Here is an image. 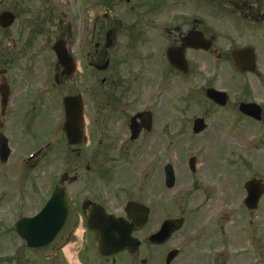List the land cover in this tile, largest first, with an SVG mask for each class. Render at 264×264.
Wrapping results in <instances>:
<instances>
[{"label":"flooded vegetation","instance_id":"1","mask_svg":"<svg viewBox=\"0 0 264 264\" xmlns=\"http://www.w3.org/2000/svg\"><path fill=\"white\" fill-rule=\"evenodd\" d=\"M4 12L12 18L7 26L0 23V136L6 138L9 148L4 165L25 167L24 174L31 176L33 172L45 186L43 192H16L17 207L27 209L17 219L36 214L61 179L76 218L59 248L46 256L29 251L31 259L42 264H252V259L242 258L231 262L234 253L228 254V249L233 237V252L241 251L246 244L256 249L258 232L252 222L243 219L264 212V166L254 161L251 152L256 143L264 144V138L257 142L250 138L248 148L244 141L252 126H262L260 132L264 134L262 41L252 39L257 51L254 71L240 73L229 67L231 63L220 52L221 42L199 29L201 22L190 19V15L186 19L184 15H150L158 18L157 23L145 16L134 20L132 27L139 26L137 38L144 54L179 46L190 28L201 30L212 40L208 51L184 50L183 72L169 67L175 72V90L179 89L180 78L187 79L191 91L190 149L198 148L203 156L190 151L194 166L187 178L176 179L167 189L163 188L161 166L148 184H141L134 179L125 182L114 164L124 160L118 158L123 142L117 138V129L126 117L146 112L147 94L156 101L165 78L150 70L148 86L142 80L138 88L132 84L122 87L119 79H113L110 57L118 48L119 33L127 30V21L107 19L100 25L98 0H0V16ZM163 17L177 24H164L159 19ZM210 57L224 59L222 68L234 80L224 84L221 65L211 64ZM152 59L146 56V60ZM104 60L109 65L103 70ZM209 89L225 93V104L220 106L206 98ZM65 98L70 100L67 107L63 106ZM197 104L203 106V112L195 114L193 107ZM241 104L255 111L256 117L242 112ZM68 113L73 116L69 122ZM150 113V131L142 129L130 145L149 144L161 149V120L154 111ZM196 118H203L206 125L199 134L192 132ZM67 123L74 131L70 139ZM185 129L172 126L170 148L176 149L177 134ZM247 155L251 158H241ZM236 165L246 173L234 174ZM236 175L239 191L230 184ZM227 176L234 179L227 180ZM252 179L260 182L263 192L257 205L248 207L244 184ZM176 187L185 188L182 195H176ZM4 194L0 190V197ZM166 221L172 222L173 230L159 235Z\"/></svg>","mask_w":264,"mask_h":264},{"label":"rangeland","instance_id":"2","mask_svg":"<svg viewBox=\"0 0 264 264\" xmlns=\"http://www.w3.org/2000/svg\"><path fill=\"white\" fill-rule=\"evenodd\" d=\"M242 1L248 7H250V9L253 11V6L254 5L256 6V3L254 2L255 0H242ZM103 2L104 0H98V3H103ZM229 4H233V3H230V0H138L136 1V10L134 11V14L142 15V16L159 15V14L195 15L199 17L200 19H203L206 29H208L210 32L213 31L218 36H220V39L218 40V42H221L220 46L222 47L223 51L226 49V47L229 46V44L240 45L246 42H250L251 40L249 39V37L260 38L263 35L262 42L264 43V20L262 21L261 26L252 25L249 22H244L238 16L237 17L233 16V14H235V8H237V6L234 5V9H233V8L228 7ZM120 5H122V3ZM258 7L260 8V11H262L264 14V0H260ZM106 8L107 6L105 8L101 6L99 7L100 25H102L101 21L103 19V16L101 15L104 13V10H106ZM114 11L115 9L111 8L109 10V13L116 14V15L124 14V11L123 12H121L120 10L115 11V12ZM234 19H238V21H241L242 23L246 24V27L248 28V32L245 33L244 30H241L240 25L236 24L234 22ZM120 38H121L120 46L124 44L125 46H129V48L117 50L118 52H121L122 50V53H123L122 62L117 61L116 58H113L112 60L113 61L112 66L115 67L118 72V79H121L126 84L128 82H131V80L134 78L141 79L145 77L146 78L145 86L147 87L148 86L147 73L150 70H154L157 73V76L159 77L165 76V77L172 78L170 75H173V74L169 73L168 69H165L162 67V65H160L158 61L159 60L158 51L153 52L150 50V52L153 53V59L152 61L146 62L143 59V55L145 54H143V51L141 49L137 50L138 51L137 56L129 55L130 52L134 49L132 38L124 39L122 35L120 36ZM133 40H139V39L136 38ZM261 45H264V44H261ZM125 52H127L126 55H125ZM117 55L118 53L113 54V56H117ZM209 60L211 64L215 62L212 58H210ZM222 61H220L219 63H216V65H221V67L219 68V71L221 73L223 83L228 84L232 80H234V77L230 74L227 75V72L225 71V69L222 68V64H223ZM143 68L146 69V72L142 71ZM169 80L172 83L173 79H169ZM166 99L167 98H165L164 101H166ZM164 105H165L164 110H167V111L162 113V116L165 119H169L168 114L170 113V109H169L171 105L170 100H168ZM193 110H194V113L201 112L203 110V106L201 104H197L195 107H193ZM184 112H185V115H187L188 120H189L190 114H191L190 108L188 110L185 109ZM216 115H219V113H217ZM168 125L169 127L171 126V120L168 122ZM261 127L262 126H252L250 130L246 131V133L249 134L248 136L249 138L248 140H244V141L247 142L245 145H247L248 143L249 145L245 147H249L250 143L254 141L255 138H256L255 142H257V139L260 137L264 138V134L260 132ZM234 136L236 135L234 134ZM180 138L182 140L186 139L187 143L184 145L178 146L176 150V154L178 155V158L180 159H187L189 157L188 154L190 153V138L188 137V134H181ZM250 138H251V142H250ZM235 146L237 149V144H235ZM242 147H243V143L241 144V149ZM162 150H163L164 155L166 154V152L168 153V151L172 155V151L166 150L165 143L163 144ZM251 152L253 154L252 156L254 157V161L257 162L260 165V167L264 166V144L258 145L256 143L254 149L251 150ZM249 153L250 152H248V154ZM138 157L139 159L144 158V157L151 158V157H154V154L152 150H149L147 148V149L140 150L138 153ZM241 158L247 159V158H251V156L250 157L248 155L241 156ZM139 159L134 162L135 166L139 164ZM7 167H11V166H7ZM99 167L102 168V166H99ZM12 168H14V165H12ZM106 169L108 173H113V170H110L107 167ZM133 172L134 171H131L129 175H133L134 174ZM12 173L13 172L10 171V173L6 176V179L4 182L0 178V190L2 188V189H6L9 191V190H12L13 188V190L15 191H21V190H30V188H33V183L31 184L32 178H30L34 175L33 172L29 174L31 175L30 177H28L26 173L25 175H22L19 183L14 181V177L16 176L15 171H14V176H12L11 178ZM180 173L183 174V170H181ZM238 173L241 174V173H246V172L245 171L241 172L239 169V165H236V172L234 174H238ZM229 179H234V178L227 176V180ZM148 180L146 181L147 184L148 182H150V178ZM230 184L235 190H238V191L240 190L237 175L235 176V180L233 182H230ZM44 189H45V186L43 185L39 187V190L41 192H43ZM9 204L0 203V264H42L41 261H33L30 255L28 254L27 249L23 245L22 241L20 240L17 241L15 238V235H13V232H12L13 227L11 225L17 214V211L11 209L13 206L10 207L8 206ZM243 221L252 222V225L255 227V230L259 232L260 234L257 237L258 241L255 245L256 249L254 248V245L246 244V247L244 249H241V251L237 249L236 252H233V248L231 247V245L233 243H236V239L233 237L229 240L228 254L234 253V255L230 258V261L233 262L239 258H242L243 260L252 259L254 260L252 261L254 262V264H264V212H259L256 217L254 218L250 217L248 219H243ZM223 230H230V228L224 227ZM220 240L219 238L216 239L217 242H220ZM236 253H240V254H236ZM5 254L9 255V258H7V260H5L3 257V255ZM243 264H245L244 261H243Z\"/></svg>","mask_w":264,"mask_h":264},{"label":"water","instance_id":"3","mask_svg":"<svg viewBox=\"0 0 264 264\" xmlns=\"http://www.w3.org/2000/svg\"><path fill=\"white\" fill-rule=\"evenodd\" d=\"M168 59L169 62L174 65L175 67L181 68L180 64L181 61H179L175 56H170V53L168 52ZM167 173V180L168 181H172V174L170 171L166 170ZM64 189L58 187L57 188V192L54 194L53 196V202L59 198V193H63ZM65 205L63 204L61 206V209L58 210L59 213H61L63 216H65V219L63 218L62 221L65 223L61 224V235H63L65 232L68 231L69 229V222H70V214H71V208L69 203ZM56 207L54 204H52L49 208L46 207L44 208V210L40 213V215L37 217V219H24L22 220L18 225H17V229L18 232L23 236V238L25 240H27L28 242V246L30 248H32L35 252L39 253V254H46L50 251L53 250L54 247H56L61 241H57V239H55L54 241H47L44 238V233L43 232H47L48 230H51L54 228L53 226V218H51V216L53 215V213H56ZM48 222H50L51 224L49 225ZM37 232H42V234L40 235V238H42L43 240H38L37 238H35V234Z\"/></svg>","mask_w":264,"mask_h":264}]
</instances>
